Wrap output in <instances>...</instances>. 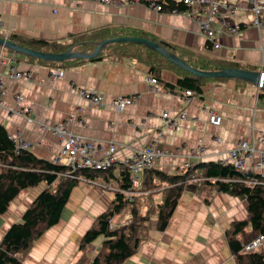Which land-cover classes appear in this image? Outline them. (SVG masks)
Masks as SVG:
<instances>
[{
  "label": "crops",
  "instance_id": "crops-1",
  "mask_svg": "<svg viewBox=\"0 0 264 264\" xmlns=\"http://www.w3.org/2000/svg\"><path fill=\"white\" fill-rule=\"evenodd\" d=\"M241 18L234 16L231 21L237 23ZM7 30L20 42L33 38L68 45L77 36L93 31L128 32L161 41L190 63L191 57L203 55L264 71V28L248 25L236 34L222 32L217 36L219 46L213 48L187 14L157 11L144 0H116V4L96 0H0V37ZM92 59L50 64L0 46V78L6 90L0 105V124L10 136L31 143L30 151L37 157L51 161L59 152L60 142L46 126L74 116L70 125L73 132L103 147L109 141L117 144L114 172L122 159L147 145L168 152L155 168L176 174L181 167L220 161L239 141H251L255 148L253 162L247 159L246 167L264 174V163L261 168L252 167L261 154L264 156V99L259 97L257 86L237 79L206 78L200 83L202 91L186 99L177 81L196 75L185 74V69L181 72L174 63L156 74L143 61L128 55L103 50L100 59ZM11 66L31 72L32 78H9ZM55 68L62 70V76L51 81L50 71ZM150 76L157 78L156 84L148 82ZM167 83L175 87L170 89ZM80 90L102 93L105 103L89 104ZM17 94L20 101L15 100ZM123 95L138 98L121 109L114 108V98ZM210 111L221 117L220 124L209 121ZM163 112L171 117L185 113L186 118L169 129L164 125ZM102 155L103 150L96 153L97 157ZM46 187L42 181L24 188L10 202L0 215V239ZM143 194H149L153 204L161 203V192ZM114 195L96 184L78 182L59 221L33 242L22 264H92L104 236H98L85 249H80V241L111 205ZM129 216L126 210L116 214L111 225L118 227ZM246 217L242 197L219 192L215 187L184 190L163 230L157 229V213H151L146 238L122 264H236L225 232L232 221Z\"/></svg>",
  "mask_w": 264,
  "mask_h": 264
},
{
  "label": "trees",
  "instance_id": "trees-1",
  "mask_svg": "<svg viewBox=\"0 0 264 264\" xmlns=\"http://www.w3.org/2000/svg\"><path fill=\"white\" fill-rule=\"evenodd\" d=\"M157 1L162 4L164 11L170 12L177 6L183 8L181 3L175 0ZM144 2L149 3L148 0H144ZM97 33L100 34L97 36ZM129 34L128 32H104L103 34L101 30L99 32L93 31L88 35L77 36L72 39L69 45L62 42L55 43L33 38H22L26 42H20L12 34L8 40L20 46L44 52H63L68 48L76 51L92 52L100 41L112 37L137 36L149 39L145 36ZM84 39L86 40L83 41ZM156 43L163 45L168 52L191 67L200 70L242 68L226 59L222 60L203 55L191 57L190 59L193 60L191 61L193 63H190L170 51L167 44L161 41ZM103 50L111 54L116 53L135 57L148 65L149 71L156 74L166 65L174 66L162 54L145 45L134 42L109 43ZM103 50L92 60L100 59ZM181 55L184 54L181 53ZM81 60L88 59L74 58L49 63H73ZM40 61L46 62L44 60ZM183 72L185 74L188 73L187 71ZM204 79L206 78L184 76L178 79L177 86L184 90L189 89L195 93H200L202 91L200 83ZM237 80L240 83L247 82ZM166 86L170 89L175 87L174 84L169 83ZM258 88L259 97L264 99V84ZM0 163L4 164L0 165V215L7 210L10 202L22 189L34 187L42 181L47 184V187L36 196L25 210L21 220L12 223L0 239V264H22L33 242L59 221L70 191L78 181L60 174L67 171L65 165L41 159L29 150L16 148L14 140L2 124H0ZM189 166H186L181 172L176 174H168L156 168L146 169L142 172V192L149 188L156 189L159 186L163 188L160 204L151 206V197L140 196L137 199L129 200L122 192H115L111 205L95 219L80 241V249H85L98 236H104L101 248L93 258L92 264H122L126 258L136 252L140 243L146 238V223L149 222L151 213H157V229L163 230L184 190H192L193 192L207 191L211 187H215L219 192L242 197L246 201L247 217L244 220L232 221L225 232L228 248L234 256L236 264H264V245L255 251H242L244 244L251 242L260 234H264V175L251 170L237 171L232 164H224L221 161H202ZM115 168L116 164L102 170L79 169L75 173L92 179L116 180L121 189L128 188L130 186L128 169L119 165L118 171L114 172ZM194 179L195 181L192 182ZM252 179L259 182H252ZM54 182L56 184H53ZM142 205L147 207V209H144ZM125 210L130 213L129 222L111 228V219Z\"/></svg>",
  "mask_w": 264,
  "mask_h": 264
},
{
  "label": "built area",
  "instance_id": "built-area-1",
  "mask_svg": "<svg viewBox=\"0 0 264 264\" xmlns=\"http://www.w3.org/2000/svg\"><path fill=\"white\" fill-rule=\"evenodd\" d=\"M104 4H116V0H96ZM134 2L136 0H129ZM149 6L155 10H163L162 4L157 0H148ZM157 1V2H156ZM180 2L182 7H176L172 9L171 13L187 14L192 18L199 27L200 33L203 34L207 43L213 48L219 46L217 42V36L222 32L229 34L239 33L244 27L253 25L257 28H264V0H175ZM238 16L242 17L240 22L233 23L231 17ZM247 18V20L244 19ZM217 22V23H216ZM215 23L217 24L215 26ZM11 31L7 30L3 32V37L8 39L11 35ZM8 77L11 79L26 78L31 79V72H22L17 70L15 67H9ZM62 70L54 69L50 71L49 78L51 81L61 78ZM148 82L151 84L157 83V78L150 76ZM5 87L0 78V105L2 104V98L5 94ZM184 94L186 99L193 97L194 91L185 90ZM80 95L85 98L89 104L95 106H102L104 102V96L100 92L95 90H80ZM138 96H118L114 98L111 105L116 109H121L127 104L135 102ZM15 100L20 101L21 95H15ZM164 125L167 128H176L179 122L186 118L185 113H181L177 116L171 117L168 112L162 113ZM75 119L74 116H69L66 120L46 126L59 140L60 149L58 154L51 160L55 164H62L67 167V171L60 173L63 176L70 177L77 180L78 182L96 184L104 190L113 192H122L126 198L130 199V195L136 193L141 188V177L140 174L146 169L154 168L157 161L168 155V152L155 147L154 145H147L146 147L136 151L130 157L124 158L120 161L122 167L128 169L130 186L126 189H121L118 185V181L112 180V183L98 178H88L82 175H77L75 172L79 169H91V170H102L109 168L116 164L115 151L116 145L114 142H106V147H103L101 143H97L84 137L81 134L75 133L70 129L71 122ZM31 120V118H29ZM209 121L212 124H220L221 117L216 115L213 111H210ZM16 148L25 150H31L32 144L21 140L19 136L12 137ZM104 151V155L97 157L98 151ZM255 148L253 143L250 141H239L233 146L226 158L220 160L224 164H232L237 171H247L246 160L253 162V153ZM264 163V156L261 157L255 164L252 163V167L261 168ZM0 165H4L1 164ZM264 175V174H261ZM252 182H259L258 180H251ZM131 218V216H129ZM127 218V223L130 219ZM113 228L112 225H110ZM264 245V234H260L254 238L251 242L242 246L243 252H250L258 250Z\"/></svg>",
  "mask_w": 264,
  "mask_h": 264
},
{
  "label": "water",
  "instance_id": "water-1",
  "mask_svg": "<svg viewBox=\"0 0 264 264\" xmlns=\"http://www.w3.org/2000/svg\"><path fill=\"white\" fill-rule=\"evenodd\" d=\"M113 42H134L138 44L145 45L146 47L162 54L170 62L178 65L182 69L205 78H229V79H239L250 82L257 87L264 84V72L263 71H253L242 68H223L219 70H200L191 67L183 60L179 59L175 55L168 52V50L161 44L156 43L150 39L137 37V36H126V37H112L100 41L92 52H82L76 51L71 48L66 49L63 52H44L39 50H34L28 47L20 46L4 37H0V46L13 50L18 53H22L36 59L48 61V62H61L68 59H92L99 55L103 48L109 43Z\"/></svg>",
  "mask_w": 264,
  "mask_h": 264
},
{
  "label": "rangeland",
  "instance_id": "rangeland-1",
  "mask_svg": "<svg viewBox=\"0 0 264 264\" xmlns=\"http://www.w3.org/2000/svg\"><path fill=\"white\" fill-rule=\"evenodd\" d=\"M263 71V70H262ZM186 167V166H185ZM185 167H181V168H178V172L177 173H179V172H181ZM190 167V166H189ZM168 174H171V173H168ZM142 176V174H140V177ZM195 181V179L194 180H192V182H194ZM109 182H112V183H116V182H113L112 180L111 181H109ZM56 184V183H55ZM162 186H164V185H162ZM162 190H163V188L161 187V186H159L158 188H156V189H153V188H149V189H146V191L149 193V192H152V193H154L155 195H156V193L157 192H162ZM143 192H145L144 190H143ZM143 192H142V190H141V188L136 192V193H134V194H132V195H130V199L129 200H133L134 198H138V197H140V196H143V197H149V194L148 195H145V194H143ZM151 206H153V203H151L150 204ZM149 205V206H150Z\"/></svg>",
  "mask_w": 264,
  "mask_h": 264
},
{
  "label": "bare ground",
  "instance_id": "bare-ground-1",
  "mask_svg": "<svg viewBox=\"0 0 264 264\" xmlns=\"http://www.w3.org/2000/svg\"><path fill=\"white\" fill-rule=\"evenodd\" d=\"M123 160V159H122Z\"/></svg>",
  "mask_w": 264,
  "mask_h": 264
}]
</instances>
